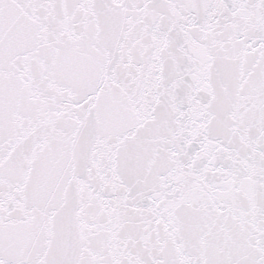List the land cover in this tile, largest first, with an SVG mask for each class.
Listing matches in <instances>:
<instances>
[{
  "label": "snow or ice",
  "instance_id": "1",
  "mask_svg": "<svg viewBox=\"0 0 264 264\" xmlns=\"http://www.w3.org/2000/svg\"><path fill=\"white\" fill-rule=\"evenodd\" d=\"M0 264H264V0H0Z\"/></svg>",
  "mask_w": 264,
  "mask_h": 264
}]
</instances>
